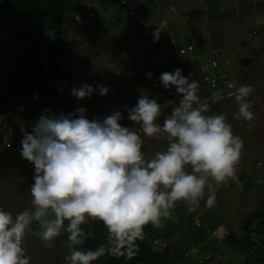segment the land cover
Here are the masks:
<instances>
[{
    "label": "clouds",
    "instance_id": "clouds-1",
    "mask_svg": "<svg viewBox=\"0 0 264 264\" xmlns=\"http://www.w3.org/2000/svg\"><path fill=\"white\" fill-rule=\"evenodd\" d=\"M166 28L167 20L157 25L154 42ZM159 80L165 89L175 87L179 102L167 100L162 105L142 94L134 107L126 108L128 119L139 131L121 125L119 110L102 120H89L81 107L59 115L45 110L32 131L24 132L21 155L34 166L31 207L15 215L0 208V264H30L23 242L34 222L46 247H52L62 232L68 234L70 254L65 260L69 264H93L105 255L131 260L147 225L164 227L165 221L173 219L178 202L189 213L202 200L211 208L217 189L237 180L244 143L226 116L208 114L209 104L201 101L198 82H190L181 69L163 72ZM95 91L87 83L71 89L78 100ZM109 91L99 87L102 96ZM253 92L252 85H243L234 94L238 105L235 119H243L249 129L255 118L249 99ZM168 106L172 111L161 124ZM141 133L166 141L167 147L148 156L142 150ZM97 221L107 230L106 244L78 250L94 236L83 226ZM190 251L185 258L197 256L201 264H212L211 253L190 255ZM207 255L210 259L203 261Z\"/></svg>",
    "mask_w": 264,
    "mask_h": 264
},
{
    "label": "rangeland",
    "instance_id": "rangeland-1",
    "mask_svg": "<svg viewBox=\"0 0 264 264\" xmlns=\"http://www.w3.org/2000/svg\"><path fill=\"white\" fill-rule=\"evenodd\" d=\"M68 1L69 8L65 18L67 21L78 11L86 13L85 8L82 6L89 7L94 3L98 6L96 12L99 13L100 16L98 19H95V22L91 25H94L96 22H101L102 25L105 24V27H102L103 30H112L115 29L116 26H119L120 21L117 22L119 16L116 15L120 10L119 0ZM145 1H148L149 10L147 9V13L143 14V16L147 17L149 21H143L139 28L135 29V32L131 30L128 32V29L124 28L123 37L117 36L116 33L108 35L107 41L108 39L114 40L113 45L115 44L116 48H113V51L108 47L103 49L102 43L104 41H100L98 38L93 37L92 34L89 35V31L87 33H82L80 31L79 37L74 39L73 36L68 42L67 52H69V57L71 55V58L61 62L60 67L67 72L71 70H76V74L80 72L78 74L79 79H82L84 74L93 73V76L89 79L90 82L88 85L96 90L91 96V99L96 101H88L90 97L78 100L72 95L70 83L74 87H81L86 83H77L75 81V73L69 78L63 75L57 76L52 73L54 72L53 70H49L45 75L40 74L39 77H34L32 70L35 68V65L33 61L35 59V63L38 66L45 63L49 54V49L52 46V43L49 42L50 40L53 42L54 39L53 34L52 32L43 33L47 43H44V45H37L33 37H35L34 35L38 32L33 28V31L29 33L31 28L29 26L30 20L15 22L14 19L11 21L6 17L4 20L6 26L8 27L10 23H13L14 26L16 24L15 27H18V29H14L11 32V39L8 37L9 32L7 33V31H5L4 34L0 33V41L2 40L0 42V99L2 96L11 94L8 96L6 105L20 103L24 105L27 114L29 113L31 117H35L36 119H39L41 115L45 113V110L48 109L51 110L49 115H59L61 112L65 114L73 113L77 108L82 107L87 110V118L89 120H95L93 117H90L91 114L97 119L102 120L104 116V106L99 104L100 100L102 99L105 104L111 102V100L117 101V93L113 95L114 93L110 90V93L106 96H102L97 94L99 87L105 85L107 88H114L115 83L118 84L122 80L128 81L129 79L132 80L135 78V80L142 79L144 81L143 87L140 89L141 91L138 90L137 92L148 94L150 98L157 99L162 105L167 100L176 101L178 104L179 97L176 94L175 87L165 89L161 82L155 84L151 82V80L155 79L153 76H155L157 71L156 68L165 65L171 57L173 59L175 56L168 32L174 36L177 31L175 41L177 46L186 47L188 44L193 43L197 48V53L203 51L205 48L207 49L208 43H204L201 32H206L204 30L207 29V23V25H210L211 22L215 24L216 21L213 22L211 19L212 7H210V13L207 15L210 21L207 22L206 19H201L203 17L201 15L203 10H201L200 7L204 2L212 5L214 4V0H204V2L202 0H176L174 2L176 4L174 13L167 12L163 14V16L155 13L156 18L153 17L154 12L152 11H157L159 8H168L171 5V0ZM221 2L223 4H221ZM255 2H257L258 5L254 7L252 5ZM249 3L250 7L248 6ZM220 4L222 6L239 5L241 8L249 7V9L255 8L261 11L264 10V0H220ZM109 6L111 9L107 10ZM190 16L200 19L198 23H195L192 27V30L188 27V20L191 19ZM160 17L163 18L162 21L167 20V26L172 28V30L165 29L166 31L161 32L159 41L154 42L155 38L152 33L159 24ZM21 22L24 23L23 27ZM232 28L233 27H228V32H231ZM253 29V24L245 28L250 34V36L246 38L245 44H239V47H236V43L225 44L233 47V52L227 54L230 57L228 58L229 62L232 56L234 58L233 62L235 63L234 66L231 65L230 67V82H233L237 89L239 88L238 84L240 86L252 85L254 87V92L249 97L253 103L251 110L255 114V118L251 122L252 128L249 129L248 123L243 119H235L234 114L238 112V105L235 98L229 100L228 110L224 113H208L225 115L227 122L232 125L234 134L242 138L244 149L238 164H242V166L249 165V158L252 157L254 153L260 163L264 165V47H261V44L260 46H256L257 42L259 43L264 40L262 38L258 40L254 39V36H251L253 34ZM73 34L75 35L76 31ZM18 41H23V43H19V45L17 43ZM217 43L218 42H216L215 45H217ZM76 50H78V53L72 55V52ZM162 50H165V53L158 59ZM225 50L228 49L225 48ZM176 52L178 57L182 56L178 50H176ZM84 53L85 55H82ZM79 56L82 57V60H80L82 62L77 61ZM103 58H105L107 62L103 63ZM165 58L168 59L165 60ZM115 59L119 61L114 63ZM73 61L76 62L73 63ZM85 61H90V63ZM78 66H81V71L79 72L77 70ZM195 68H197L196 64L192 63V69L189 70L188 75L192 77L195 76ZM97 73H101V76L104 77V84L100 82V74ZM148 73H152V75L149 77ZM52 77H55V79H63L66 83L58 91L45 89L44 85L50 82ZM65 78H68L70 81H67ZM118 78L120 82H118ZM96 85H99V87H95ZM124 86H126V83ZM38 87H40L42 91L40 94L36 93ZM16 89L18 90L13 92ZM204 89L205 88L202 89V87H200L198 95L201 101L209 103L208 100L211 101V99L208 88H206L207 92ZM124 99V95L120 97V101H122L121 104H123V106L125 105V110H122V114H124L123 111H126L127 104H129V101ZM222 106H225V104L222 103ZM110 107L111 112L117 110V108L121 109L118 103L114 105L113 102L110 103ZM216 108L217 107L214 108L213 106L210 112H213ZM96 111L98 112V116L94 114ZM171 111V106H168L164 110L159 120L161 124H163L165 116L170 114ZM124 117L123 115V119H125ZM123 119L120 121L121 124L123 123ZM128 125V123L125 124V127ZM146 139L148 141L146 144L148 148L146 154L148 156H151L156 151H163L166 146V141L162 139L159 141L148 137H146ZM252 142L254 143V148L251 147ZM258 164L259 162L257 163V167L260 168V164ZM257 167L256 164L250 167L251 172L249 171V176L252 183L248 189L243 186L244 184L240 177L241 172L237 166V180L229 181L216 191V200L222 201L223 204L215 208L213 207L217 204L215 203L209 208L206 206L205 201L202 200L200 202V207H198L196 211L189 213L187 206L183 202H178L177 207L172 212L173 219L165 221V226L159 229L153 227L151 224L147 225L144 229V237L147 240L150 239V233L147 234L149 231L158 235V233H163L165 231L177 233L182 229L179 233L183 235L186 234V239L194 241L196 236L194 232L198 230L192 228V223L194 216L202 212L200 219L208 232L202 228L199 231H202L204 234L202 238L208 236L204 241H200H203L208 247L211 246L212 252H215L212 264H245L249 259L248 254L229 243L226 237L232 232L238 239H241L243 237L241 229L246 218L249 217L250 214L264 212V167L262 168L263 172L260 170L259 173ZM33 176L34 166L22 157L21 148L0 156V208L11 212L13 215L30 208L32 199L30 186L34 183ZM91 223L93 222H89L88 224ZM215 229L217 235L212 234ZM38 232L39 227L34 222L23 242L26 255L30 257V264H69V262L65 260V257L70 254L67 246L65 244L55 243L62 238L64 232L55 239L52 247H46L43 244L41 238L37 234ZM179 237V239L184 238L182 236ZM181 246L183 247V244ZM199 261L200 257L196 256L190 259H179L177 264H201ZM103 263L104 260L102 258L93 262V264Z\"/></svg>",
    "mask_w": 264,
    "mask_h": 264
},
{
    "label": "trees",
    "instance_id": "trees-1",
    "mask_svg": "<svg viewBox=\"0 0 264 264\" xmlns=\"http://www.w3.org/2000/svg\"><path fill=\"white\" fill-rule=\"evenodd\" d=\"M121 1L122 0H119L120 10L116 15H121L124 12L130 18H134L136 15H130V11L132 10V8H124L121 4ZM135 4L138 6V8H136V13L144 10L145 8H148V6H145L142 1L135 0ZM68 8V0H0V17H7L11 21L14 19L15 22L30 20L29 26L31 28L29 27V33L33 31V28L38 32L36 35H34L35 37H33L37 42V45H44V43H46L44 42V40L41 41L43 33L52 32L53 34L54 39L53 42L51 41L52 46L49 49V54L46 58L45 63H42L40 66H38L35 63V59L33 61V64L35 65V68H33L32 70L34 77H39L40 74L45 75L49 70H53L54 72L52 73L57 76L63 75L69 78L71 76V73H68L60 67V63L67 60L69 57V52H67L68 42L73 36L74 39L77 38V36L73 33L75 31L78 32L79 28L83 30L89 28V25L94 17H92V19H90L89 23H87L86 25H79L76 23V17L80 15H75L71 18L72 20L70 21V25L66 27L65 18ZM23 25L24 23L22 22V27ZM15 26L13 23H10V26L8 25L7 27V33L9 32V39H11V32L14 29H18V27ZM259 32L260 35H262V37L264 38V29L259 30ZM258 35V32L253 33V36L255 37ZM17 43L22 44L23 41H18ZM243 44H245V42ZM225 48L228 50H225ZM179 49L186 50V53L181 57L177 56L176 50L179 51ZM196 49L197 48L193 43L188 44L186 47L179 46L177 49H175V56L173 57L172 61L170 63H167L163 67L157 68L155 76H153L155 79L152 80H154L155 83L161 82L159 80L161 73L166 70H169V72H174L177 68L181 69L183 75H188L189 70L192 69V63L196 64L197 66V68L194 69V75L196 79H201L208 76L211 77L213 75L219 76L223 73L229 74L232 62H230L229 64L227 63L228 58H230L227 54L233 52V47L225 44L218 45L213 46L206 51H199L198 53ZM215 53H217V56H215ZM181 59L183 60V63L177 66ZM213 61H216L217 66H209V63ZM206 66L208 67V69L204 71L205 76H202L204 75L202 74V68L205 69ZM51 79L52 80H50V82L55 80L61 81L60 87H62L66 83H63L64 80L60 78L55 79V77H52ZM202 80L199 81V84ZM48 83L44 85V88L56 91L53 88H48ZM70 85L71 88H74L71 83ZM204 86H207L205 82L203 83L202 87L204 88ZM238 86L240 85L238 84ZM17 90L18 89L14 90L13 92ZM37 92L39 94L40 92H42L40 87L37 88ZM111 92L113 93L115 91ZM8 96H2V98L0 99V111L10 106L6 105ZM245 187L248 189L249 185H246ZM83 228L86 232L94 233V236L89 237L83 246H78V250H94L101 244H106L105 242L107 240V230L103 226L102 222H93L91 224L84 225ZM241 231L243 232V237L241 239H238L235 234L231 232L228 237H226V240L236 246L239 250H242L248 254L249 259L245 264H264V212L250 214L249 217L246 218ZM149 233V240L144 238L142 241H137V244H139V251L133 259L126 260L124 257L115 258L111 255H105L104 257H102V259L104 260L103 264H176L179 262V259L181 260L184 258L186 249L184 250V248L178 243L170 242L168 243L167 247L156 248V246H154V242L158 240L155 239L160 237L161 235H157L156 233L154 234L151 231H149ZM164 234L168 238H172L174 236V232L171 231H165ZM67 235L68 234L64 232L62 238L55 243L66 245ZM255 239H257V241H255Z\"/></svg>",
    "mask_w": 264,
    "mask_h": 264
},
{
    "label": "crops",
    "instance_id": "crops-1",
    "mask_svg": "<svg viewBox=\"0 0 264 264\" xmlns=\"http://www.w3.org/2000/svg\"><path fill=\"white\" fill-rule=\"evenodd\" d=\"M141 1L145 4V6H148V1H145V0H141ZM175 1L176 0H171V5L168 8H164V9L159 8V9H157V11H152L151 10L152 12H154L153 13L154 14L153 17L156 18L155 13H158V15H162V16H163V14H165L167 12L174 13L175 12V5H176L174 3ZM202 1L204 2V0H202ZM221 4H223V3L221 2ZM221 4H220V0H214V4L211 5L209 3H205L204 2V3H202V5L200 7V9L203 10L201 12V15L203 16L201 19L204 18V19L207 20V22L210 21L207 15L210 13V7H212L211 19L213 20V22L216 21L215 24H213L211 22L210 25H207L208 24L207 23L206 24V26H207L206 28L207 29L204 30L206 32L205 33H202L201 32L202 39H203L204 43L205 42L208 43L207 49L205 48L204 51L209 50L213 46L224 45V44H227V43H236V47H239V44H243L244 42L246 43L245 40H246V38L248 36H250V34L245 30V28L248 27L251 24H253V28H254L252 30V32L253 33L254 32H258L259 33L258 36H256V37L254 36V39L258 40V39L262 38L264 40V38L262 37V35H260V32H259V30H263L264 29V10L261 11L259 9H255V8L249 9L250 3L248 4L249 7H247V8H241L239 5L238 6H235V5H230V6L223 5L222 6ZM257 5H258V3L255 2V3H253L252 6L255 7ZM82 7L85 8L86 13H81L79 11L77 13H74V15L70 17L69 21L66 20V27H68L70 25V21L72 20L71 18L74 17L75 15L87 16V15L91 14L94 17V19L91 21V23L89 25V28H87L86 30H83V29L79 28L78 29V32L76 31V34L75 35L78 37L80 31L82 33H87L86 31H89V35L92 34L93 37L98 38L100 41H104L102 43L103 44V46H102L103 49H105L106 47H108V48H111L112 49L111 51H113V48H116V47H115V44L113 45V43H114V40L113 39L112 40L111 39H108V41H107L108 35H111L113 33H116L117 36L123 37V33H124L123 29L124 28H127L128 29V32L130 30L132 32H135V29H138L139 26H140V24L143 21H146V22L149 21L147 17L143 16V14H146L147 13V9L148 8H145L144 10H141L140 11L141 13L140 12L136 13V16L134 18H130L128 15H126L123 12L121 15H118L119 17L117 19V22L120 21L119 22V26L120 27L119 26H116L115 27L116 30L115 29H112V30H103L102 27H105L104 26L105 24L102 25L101 22H96L94 25H91L92 23L95 22V19H98L99 16H100L99 13L96 12L97 9H98V6L93 3V5H91L89 7H85V6H82ZM70 9H71V7H70ZM110 9L111 8L109 6L107 8V10H110ZM190 17H191V19L188 20V23H189L188 27L191 28L190 30H192V27L195 25V23H198V20H200V19L198 17H193V16H190ZM5 19H6V17H0V33L1 34H4V32L7 31V26L5 25L6 23L4 22ZM162 19L163 18L160 19V22L162 21ZM228 27H233L232 30H231V32H228V29H227ZM166 29H170V31L172 30V28H170L169 26H167ZM167 32H168V30H167ZM95 33H96V36H95ZM176 33H177V31L175 32V34L173 36V35H171L168 32L169 40L172 41V46H173V51L174 52H175V49H177L179 47V46L176 45V42L174 43V41H176ZM245 33H246V35H245ZM251 36H253V34ZM43 38H44V36H42L41 41L44 40V42L47 43V40L46 39H43ZM38 41H39V39H38ZM216 42H218L217 45H215ZM49 43H51V40H50ZM260 44H261V47H264V41L259 42V43L257 42V45L256 46H260ZM164 51L165 50H162L161 51L160 55L158 56V59L163 56V54L165 53ZM77 53H78V50L73 51L72 52V55H76ZM82 55H85V53L82 54ZM68 58H71V55ZM167 59L168 58H165V60H167ZM233 59L234 58L231 57V61L230 62H232L231 65L234 66L235 63L233 62ZM80 60H82V57L81 56H79L77 58V61H80ZM83 60H85V59H83ZM116 61H119V60L118 59H115L114 63ZM171 61H172V57L170 58L169 61L166 62V64L167 63H170ZM227 61H228L227 63L229 64L230 63L229 60H227ZM75 62L76 61H73V63H75ZM80 62H82V61H80ZM85 62H87V61H85ZM102 62L105 63L107 61L105 60V58H103ZM87 63H90V61H88ZM165 65H163V66H165ZM163 66H160V67H163ZM80 68H81V66H78L77 67L78 72L81 71ZM157 68H159V67H157ZM71 71H73V70H71ZM71 71L68 72V73H71V76H72V74L75 73V81L77 83H84V82H86L88 84L90 82L89 79L91 78V76H93V73H90V74L87 73V74H84L83 75V78L82 79L81 78L79 79L78 78V74L80 72L76 74V70L73 71V72H71ZM97 74H100L99 75L100 76L99 77V80H100V82H102L104 84V82H103L104 77L101 76V73H97ZM65 79L67 81L69 80L68 78H65ZM136 79H139V78H136ZM118 82H120L119 81V78H118ZM143 82L144 81L142 79L135 80V78H133L132 80L129 79L128 81L122 80L120 83H118L119 85L117 83H115V85H114L115 87L113 86L114 88H112V87L109 88L111 91H115V92H113L114 93L113 95H115L117 93V96H116L117 101L111 100V102H113L114 105L116 103H118V106L119 105L121 106V109L117 108V110H119L121 113H122V110H125L124 109L125 108V105L123 106V104H121L122 101H120V97H123V95L125 96V99L124 100L129 101V104H127V107L126 108L134 107L137 104L138 99H139V97L142 94V93L137 92V91L138 90L141 91L140 89H141V87H143L142 86L143 85ZM151 82L155 83L154 80H151ZM63 83H64V81H63ZM125 83H126V86H124ZM95 87H99V85H96ZM238 87H240V86H238ZM204 90L206 91V89H204ZM56 91H58V90H56ZM36 93L39 94L38 92H36ZM36 93H34V94H36ZM109 93H110V91H109ZM97 94H99V89L97 91ZM199 94H202V93H199ZM232 99H234V98L227 99V100L221 101V102L216 103V104H213L210 100H208L209 101L208 104H209V108L210 109H212L213 106H214V108L217 107L216 110H214L213 112H209V113H215V112L224 113L225 111L228 110L227 108H228V105H229L228 102H230L229 100H232ZM88 101H96V100H92L91 97H90V99ZM111 102H107V104H105L102 99L100 100L99 104H102V106H104V116H103V118L106 117V116H108V115H110L112 113L111 112V107H110V103ZM222 103H224L225 106H222ZM15 104H17V103H15ZM22 107L24 109L25 114L26 115H30L29 113L27 114L24 105H22ZM123 113L124 114H122V115L125 116L124 117L125 119H123V123L121 125H124L125 126V124L128 123L129 125L126 126V127L135 128L137 131H139V126L136 125L134 122H132V121H130L128 119V112L127 111H123ZM94 114L96 116H98V112L97 111L94 112ZM90 117H93L94 119H97L96 117H94L93 114H91ZM33 118H35V117H33ZM141 135H142V138L144 139V147H143L142 150L145 153H147L148 152V148H147V145L146 144H147L148 141H147L146 137H143V134L142 133H141ZM166 147H167V143H166L165 148ZM251 147L254 148V143L253 142H252V146ZM247 154H249V153H247ZM249 159L250 160H249L248 164L250 166L249 165L242 166V164L241 165H238L239 171L241 172L240 173V177H241V180L243 181V184H244L243 186H246V185H249L250 186V184L252 183V180H251V178L249 176V171L251 172V170H250L251 165H255L256 164V167H257V163L258 162L260 163V161L256 158V154L255 153ZM243 162H244V158H243ZM263 167H264L263 164H262V166L260 168L257 167L258 173H259L260 170L263 172V169H262ZM215 203H217L216 205L213 206L215 208H217V206H219L220 204H223L222 201H220V200H216ZM201 214H202V212L197 213V215L194 216V220H193V223H192L193 224L192 228L198 230V231L194 232L195 235H196L194 241L193 240L192 241L191 240L189 241L188 239H186L185 238V235L186 234L183 235V234L179 233L180 231H182V229L180 231H178L177 233H174V236L172 238L166 237L165 234H164V232L163 233H158L161 236L158 237V238H156L155 240H159L161 242H164L165 241V242H168V243H170V242L171 243H178L180 246L183 244L184 250L186 249L184 254H186L187 252H189L192 247H199L200 245H202L204 247L203 248L204 249L203 250L204 254L211 253L213 255V257H214L215 252H212L213 250H211V246L208 247L203 242L207 238L208 235L205 238H202V237H204V234H203L202 231L201 232L199 231V230H201V228L204 229L205 231H207L206 227H204V225H203V223H202V221L200 219V215ZM196 220H199L201 222V224H202L201 227H195L194 226V222ZM213 232H216V235H217L216 229ZM147 234H149V232ZM212 234L214 235V233H212ZM179 236H182L184 238L179 239L180 238ZM200 240H203V241H200ZM181 241H182V244H181ZM185 244H186V246H185ZM190 258H192V257H188L186 259H190Z\"/></svg>",
    "mask_w": 264,
    "mask_h": 264
},
{
    "label": "built area",
    "instance_id": "built-area-1",
    "mask_svg": "<svg viewBox=\"0 0 264 264\" xmlns=\"http://www.w3.org/2000/svg\"><path fill=\"white\" fill-rule=\"evenodd\" d=\"M121 4L124 8H132L130 11V15L134 16L136 13V8L138 6L135 4V0H122ZM92 15L89 14L86 17L77 16L76 17V23L79 25H86L89 23L90 19H92ZM182 50V54H181ZM179 52L181 55L186 53V50L179 49ZM215 56H217V53H215ZM183 63V60L181 59L180 62L177 64ZM209 66H217L216 61H213L209 63ZM176 66V67H177ZM175 69V68H174ZM208 67L206 66L205 69L202 68V76H205L204 71H206ZM172 70V69H171ZM164 72H169V70H166ZM185 77H188L190 82L196 81L198 82L199 88L203 86V83L205 82L207 86H204V88H208V93L210 94L211 102L216 104L221 101L227 100L229 98H234V94L237 92L236 85L233 82H230L229 74L223 73L221 75H213L204 77L201 79H196L195 76L191 75H184ZM203 79V80H202ZM201 83L199 84V81ZM61 81L55 80L47 84L48 88L53 89H59L60 88ZM229 85H234L230 87ZM203 89V87H202ZM200 92V91H199ZM57 115V114H56ZM38 121V119H35L29 115H26L24 112L23 107L20 104H12L6 109H3L0 111V156L10 153L11 151H14L15 149H18L22 147L21 141L23 139L24 132H31L33 125ZM23 130V131H22ZM195 227H201L202 224L199 220H196L194 222ZM216 234V232H214ZM154 246L156 248H162L167 247L168 242H161V241H155ZM204 247L200 245L199 247H192L190 251V255H198L202 253V249ZM188 254H186L187 256ZM210 255H207L203 261H206L210 259Z\"/></svg>",
    "mask_w": 264,
    "mask_h": 264
},
{
    "label": "water",
    "instance_id": "water-1",
    "mask_svg": "<svg viewBox=\"0 0 264 264\" xmlns=\"http://www.w3.org/2000/svg\"><path fill=\"white\" fill-rule=\"evenodd\" d=\"M255 241H257V239H255Z\"/></svg>",
    "mask_w": 264,
    "mask_h": 264
}]
</instances>
